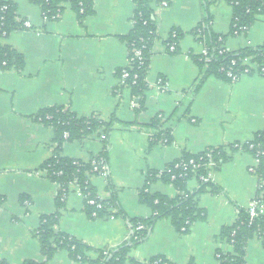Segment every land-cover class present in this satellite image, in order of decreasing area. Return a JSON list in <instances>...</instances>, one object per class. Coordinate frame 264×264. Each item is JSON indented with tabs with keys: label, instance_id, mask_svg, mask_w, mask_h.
<instances>
[{
	"label": "crops",
	"instance_id": "0c3cea01",
	"mask_svg": "<svg viewBox=\"0 0 264 264\" xmlns=\"http://www.w3.org/2000/svg\"><path fill=\"white\" fill-rule=\"evenodd\" d=\"M4 1L16 6L18 18L32 24L31 29L0 37V43L24 56L21 72L0 67V259L8 264L42 259L35 232L41 216L54 209L58 186L39 170L52 155L53 131L32 117L41 108L59 105L78 116L96 114L102 119L114 113L118 121L131 123L116 124L109 135L108 172L120 207L132 218L151 215L150 208L138 199L148 171L161 172L184 151L197 153L244 143L264 127V76L255 71L228 83L210 75L191 94L198 76L191 55L201 53L202 45L186 34L178 52H167L164 46L171 28L189 31L204 15L213 32L225 35L226 49L257 46L264 42L263 15L246 32L232 35L233 10L225 0H169L165 7L154 6L158 38L152 47L148 89L140 99L127 88L116 92L117 71L129 60L120 36L131 28L132 0H92V11L81 21L68 0H62L53 19H45L40 6L30 0ZM158 79L164 89L156 88ZM155 116L168 119L164 128L171 141L150 144L155 129L149 123ZM101 148L100 138L90 135L65 142L61 155L88 161ZM255 164L249 152L238 150L218 169L209 170L208 178L221 192L196 197L204 217L195 220L186 233L177 231L169 218L160 219L130 255L141 262L163 256L173 264H218L216 249H228L218 239L220 229L234 222L237 206L247 208L257 194L258 180L250 171ZM89 181L101 198L108 197L103 177L92 175ZM197 187L198 179L192 176L186 188L192 192ZM146 189L170 198L178 193L160 179ZM257 210L264 215V204L257 205ZM56 228L92 247L86 252L90 259L97 257V249L116 246L129 232L127 221L120 216L88 218L84 196L74 187ZM49 264L87 263L72 260L63 249ZM244 264H264L259 238L248 241Z\"/></svg>",
	"mask_w": 264,
	"mask_h": 264
},
{
	"label": "trees",
	"instance_id": "16d2710c",
	"mask_svg": "<svg viewBox=\"0 0 264 264\" xmlns=\"http://www.w3.org/2000/svg\"><path fill=\"white\" fill-rule=\"evenodd\" d=\"M30 1L40 6L45 19H53L61 10L62 0ZM68 1L72 9L77 12L80 21L92 11V0ZM132 1L134 12L131 28L127 34L120 36L128 48L129 60L126 66L117 71L119 84L116 92L117 89L127 88L132 96L142 99L144 92L148 89L147 73L152 47L158 38L154 6H161L163 1L168 5L169 0ZM225 1L233 10L229 34L236 35L246 32L257 20L258 15L264 16V0ZM23 22L24 20L18 18L16 6L13 3L0 0V35L2 37L14 30L27 29ZM186 34L192 35L203 48L201 53L191 55L198 68V76L191 88V94H194L210 75L228 83L236 81L232 80V76L239 78L242 74L255 71L264 76V42L257 46L228 50L222 43L225 35L213 32L208 15H204L202 20L189 31H183L178 27L171 28L164 40L166 51L178 52L179 43ZM136 49L140 51L141 59L139 60L133 57V51ZM245 59H248L253 66L244 63ZM23 66L22 53L8 44L0 43V67L21 72ZM123 70L128 72V76L123 79V83H120ZM32 117L53 131L52 155L40 165L39 170L57 184L58 190L54 199L53 211L41 216L35 232L42 259L40 261L28 259L23 264H49L54 254L63 249L68 252L72 260L87 264H173L163 256H153L147 262H141L133 258L130 251L148 237L160 219L169 218L175 229L181 233L188 232L195 220L202 219L204 213L197 207L196 197L204 192L214 194L221 192L220 187L208 178L209 170L218 169L238 150L249 152L256 160L253 168L258 180V190L254 200L257 205L264 204V127L244 143H233L227 147H210L197 153L184 151L178 159L169 163L161 172L148 171L146 183L138 191V199L140 203L150 208L151 215L147 218H132L128 217L120 207L117 192L108 172L109 135L116 124L129 126L131 123L118 121L114 113L108 119H102L96 114L78 116L70 108L59 105L41 108ZM167 120H163L161 116L151 119L149 126L155 129V132L150 134V144L157 141H171L169 130L164 128ZM90 135L100 138L102 148L88 161L61 155L65 142L82 140ZM92 175L105 179L108 197L101 198L97 194L95 187L89 181ZM192 176L198 179V187L189 192L186 183ZM156 179L172 184L178 190L176 196L170 198L149 192L146 189L147 184ZM71 184H75L83 194L84 211L88 218L120 216L127 221L129 227L128 235L124 240L109 249H97L95 259H90L86 255L92 247L56 228L60 212L65 208L67 196L72 189ZM2 201L3 197L0 195V204ZM237 209L238 213L234 222L220 229L218 239L225 242L228 249H216L218 264H244L246 246L253 237L259 238L264 245V215L258 212V215L251 219L246 207L237 206ZM139 226L141 228L138 229ZM0 264H8V262L0 259Z\"/></svg>",
	"mask_w": 264,
	"mask_h": 264
},
{
	"label": "built area",
	"instance_id": "2783aa9c",
	"mask_svg": "<svg viewBox=\"0 0 264 264\" xmlns=\"http://www.w3.org/2000/svg\"><path fill=\"white\" fill-rule=\"evenodd\" d=\"M227 2V1H226ZM167 5V3L165 2V1H163L162 3H161V7L163 6H166ZM58 14V13H57ZM57 16V15H56ZM55 16V17H56ZM23 25L27 28V29H31L32 28V24L28 21V20H25L24 22H23ZM0 37H2L1 35H0ZM171 49H173V47H171ZM133 57H137L138 58V60L139 59H141V55H140V51L139 50H134L133 51ZM244 63H247V64H249V65H251V66H253L252 64H250L249 63V61H248V59H245L244 60ZM242 75H244V74H242ZM241 75V76H242ZM127 76H128V72L127 71H125V70H123V72H122V78L120 79V83H123V79H125V78H127ZM232 78V80H238L239 78H236L235 76H232L231 77ZM157 84H156V88H160V89H164V88H162L163 87V83H162V81H161V79H158L157 80V82H156ZM67 134H65V136H66ZM263 156H264V152H263ZM250 171L254 174V168L253 167H251L250 168ZM70 187L71 188H77V186L75 185V184H71L70 185ZM78 189V188H77ZM247 209H248V213H249V215H250V218L252 219L253 217H255V216H257L258 215V210H257V202L255 201V200H253L252 201V203L247 207ZM139 228H141V226H139L138 227V229Z\"/></svg>",
	"mask_w": 264,
	"mask_h": 264
}]
</instances>
